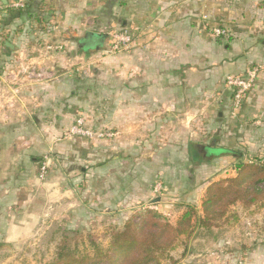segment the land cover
Returning a JSON list of instances; mask_svg holds the SVG:
<instances>
[{
	"label": "crops",
	"instance_id": "crops-1",
	"mask_svg": "<svg viewBox=\"0 0 264 264\" xmlns=\"http://www.w3.org/2000/svg\"><path fill=\"white\" fill-rule=\"evenodd\" d=\"M6 5L0 1V243L21 244L64 216L83 224L115 214L119 224L151 200L157 177L172 199L165 192L152 202L174 224L187 201L200 214L209 183L234 177L237 161L264 163V0H30L21 15ZM216 27L227 36L213 37ZM108 30L130 33V49L97 61L96 86L70 75L94 63L86 40L108 47ZM46 44L63 50L45 53ZM21 65L53 79L24 83L20 104L7 109L2 73ZM252 67L256 81L232 112L224 79ZM78 115L98 116L116 135L62 139ZM202 124L210 145L200 143ZM240 211L248 218L225 238L194 231V263L264 264V204Z\"/></svg>",
	"mask_w": 264,
	"mask_h": 264
},
{
	"label": "trees",
	"instance_id": "trees-1",
	"mask_svg": "<svg viewBox=\"0 0 264 264\" xmlns=\"http://www.w3.org/2000/svg\"><path fill=\"white\" fill-rule=\"evenodd\" d=\"M23 10H10L19 15ZM6 71H3L4 76ZM236 175L210 183L200 205V214L194 205H185L175 225L160 214L141 209L126 220L120 229L111 232L108 247L95 246L92 254H79L60 246L54 259L47 264H172L169 253L183 237L189 239L195 230L209 234L212 228L236 204L247 210L264 204V163L253 159L237 161Z\"/></svg>",
	"mask_w": 264,
	"mask_h": 264
},
{
	"label": "rangeland",
	"instance_id": "rangeland-1",
	"mask_svg": "<svg viewBox=\"0 0 264 264\" xmlns=\"http://www.w3.org/2000/svg\"><path fill=\"white\" fill-rule=\"evenodd\" d=\"M110 32H112V31L108 30L107 33L109 34ZM107 38H108V36H107ZM95 45L96 44L91 43V45H89L90 50L87 51L88 58L89 59L92 58L94 60V63L89 64L88 67L86 66V67L82 68V66H74L72 69H70V75H73V77H75L76 79H83L86 77L88 79H93V81L88 83V85H94V86H96V80L95 79H102V76L100 78L98 72H96V71H98L97 70L98 68L96 67L97 61L100 58H104V57L113 55L112 53L109 52V47H107V48L103 47V46H100V47L96 46L95 47ZM97 47H99L100 49H97ZM62 50H63V47H62ZM62 50H60V51H62ZM94 55H96V56H94ZM8 70H11V67H9ZM112 75H113L112 70H109V71L105 72L104 76L106 79H111ZM224 82H225V79H224ZM31 85H32V83H31ZM5 90H6V88H5ZM96 115H94V116L78 115V116L73 118L72 124L77 119L82 118V119H84L85 124L90 127V129L104 131V132L108 133L109 136L106 137L105 139H101V140H88V139H84V138H81V139H84L87 141H94V142L95 141H104V140L108 141V140L113 139L114 136L116 135L115 131L112 130V128H110V127H108L109 130L108 129L104 130V129H102L103 128L102 126H98V123H97L98 122V119H97L98 116H96ZM100 117L101 116L99 115V122L102 121V117L101 118ZM68 128L60 134L62 139L65 138V135L68 131ZM203 128L205 130H203ZM211 137H212V135L210 133H208V131L206 130V125L202 124V131L200 133V138H199L201 141L200 143H202L204 145H210L211 144V142H210ZM75 138H77V137H75ZM212 151H213L212 149H210V150L208 149V152H212ZM45 166H46V164H45ZM47 171H48V166H46V172ZM39 174H40V172H39ZM43 179H40V180H43ZM222 179H224V178H222ZM218 180H220V179H218ZM218 180H216V181H218ZM210 183H212V182H210ZM150 186H151V188H150L151 200L149 202H148V200L145 202H141V203L139 202L137 204V206H138L137 210H135L134 213L130 214L126 220L130 219L136 212L140 211L141 209H149V210H152V211L160 214L170 224L175 225V223L177 221L174 224L171 223V221H173V217H171L172 215H170V213L167 210L165 211L164 209H161L160 206L157 205V203L153 204V202H152L156 198L164 195L165 192H166V197H164V198L172 199V197L168 196V190H165L166 187L164 186L163 178H161V177L155 178L153 181H151ZM202 199H201V201H202ZM177 201L178 200L176 199V201L174 203H177ZM185 203H187L188 205H194L188 201ZM234 207H235V209H232ZM253 207L256 209L257 207H261V206L258 205V206H253ZM195 208H196V206H195ZM184 209L185 208H183V212H184ZM240 209H243L242 206L239 204H236L235 206H233L229 209L227 215L223 218V220H221L218 223L217 227L211 229V232L209 234H206L202 230L197 229L195 231L196 232L195 236L202 235L201 237H203V236L211 237L214 233L213 231H218L216 236H218V237L222 236L223 238H225L227 236L226 234L231 232L229 230L230 227L232 228L234 226H239V227H237L239 229V228H241V224L244 223V221H245L244 218H248L247 216L244 217L242 215V212L240 211ZM249 209H247V210H249ZM110 210L112 211L113 209H110ZM196 210H197V208H196ZM243 210H245V209H243ZM114 215L115 214H113V215L108 214L106 216V218H107L106 220L100 216L98 218V220L86 221L87 223L85 221L83 222V221L78 220V222H82L83 224H79V223L74 224L72 221L67 219L65 216L63 218L52 221V223L50 225L47 222L42 223L40 228L36 229V233H34V234L32 233V236H30L26 241L22 242L21 244H14L13 245V244L0 243V264H47L54 259L55 255L57 253V250L60 246H65V247L69 248L70 250L76 251L79 254H92L93 248L95 246L100 247L102 249H106L108 247V244H109L111 232L114 229H120L123 226L124 222L126 221V220H122L119 224H117V222L115 220H113V218H112ZM253 220L255 221V223H258V221H259L255 217L253 219H251V222ZM243 226H245V224H243ZM233 230H235V228H233ZM192 236L189 239L184 238L185 240L183 242L181 241L182 243L179 241L178 242L179 245L177 244L178 245L177 248L175 247L176 250L174 249L172 252L169 253L170 258L174 261L172 264H179L180 262L182 263V261H184V260H185V262H184L185 264H196V263H194L195 261L190 255L192 246H191V243H189V241L192 238ZM243 262L244 261H242V260H237L232 264H243ZM166 264H169V262L166 261Z\"/></svg>",
	"mask_w": 264,
	"mask_h": 264
},
{
	"label": "built area",
	"instance_id": "built-area-1",
	"mask_svg": "<svg viewBox=\"0 0 264 264\" xmlns=\"http://www.w3.org/2000/svg\"><path fill=\"white\" fill-rule=\"evenodd\" d=\"M28 0H13L5 8L8 10H23L26 7ZM211 34L215 38H223L227 36L226 30L222 28H213ZM109 52L117 54L125 52L130 49L133 39L130 33L126 30L112 31L108 35ZM62 50V46L46 44L44 46L45 53H54ZM259 67H252L245 71L242 76H227L225 78L226 85L232 89V112H237L246 95L252 89ZM53 79V74L45 69H35L31 66H18L17 68L9 70L3 76V83L5 84L6 92L8 94V101L6 108L12 109L15 104L21 102V88L24 83L45 82ZM109 134L101 131L90 129L86 126L84 119H77L69 128L65 135L66 139L84 138L88 140H101L108 137ZM46 174V166L43 164L40 168L39 179H43ZM157 190V189H156ZM154 204V203H153Z\"/></svg>",
	"mask_w": 264,
	"mask_h": 264
},
{
	"label": "water",
	"instance_id": "water-1",
	"mask_svg": "<svg viewBox=\"0 0 264 264\" xmlns=\"http://www.w3.org/2000/svg\"><path fill=\"white\" fill-rule=\"evenodd\" d=\"M2 3H3V5H6V1L5 0H0ZM91 41L90 40H86L85 41V43H84V48H89V45H91ZM94 44H96V43H94ZM154 202H158V200L156 199V201H154Z\"/></svg>",
	"mask_w": 264,
	"mask_h": 264
}]
</instances>
